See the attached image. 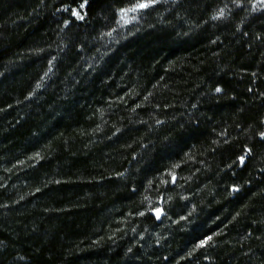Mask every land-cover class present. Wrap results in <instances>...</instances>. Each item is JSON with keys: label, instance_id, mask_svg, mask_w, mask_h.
Instances as JSON below:
<instances>
[{"label": "trees", "instance_id": "16d2710c", "mask_svg": "<svg viewBox=\"0 0 264 264\" xmlns=\"http://www.w3.org/2000/svg\"><path fill=\"white\" fill-rule=\"evenodd\" d=\"M253 1L0 0V264H264Z\"/></svg>", "mask_w": 264, "mask_h": 264}, {"label": "rangeland", "instance_id": "374dc122", "mask_svg": "<svg viewBox=\"0 0 264 264\" xmlns=\"http://www.w3.org/2000/svg\"><path fill=\"white\" fill-rule=\"evenodd\" d=\"M182 1L183 0H159L158 3H155L154 5L146 8V9L140 10V11L135 12V13H129V17H128L129 22L128 23H124L120 19V11H119L117 23L114 26V28L109 32L110 35H109V33L103 34V36L101 38L97 39V41L94 42V48L93 49H96V50L92 51V53L94 55V57H92V59H93V62L95 63V65L97 66L99 64V60H98L99 57H101L107 53L112 52L114 50V48L116 47V45L120 44L121 42L129 39L130 37H132L134 35H137L140 32V30L144 27L149 13L151 11H153L155 8L161 7V10H159L158 15H157L158 19L160 20L161 19L159 17L160 15L166 14L172 7H174L175 5H178ZM254 4L256 5L255 8L253 7ZM131 7H128V8H131ZM249 9L254 14L262 13V12H264V5L258 4L257 0H254L250 4ZM89 61H88V63H89ZM30 159L33 161L32 157H30L29 159L24 161L22 164H24L26 162L28 163L30 161ZM34 159H35V157H34ZM22 164H20V165H22ZM160 202H159V205H162V204H160ZM208 243H209V241H208ZM198 245H199V243H198ZM205 246H206V244L202 247H205ZM202 247H198V248H202Z\"/></svg>", "mask_w": 264, "mask_h": 264}, {"label": "snow or ice", "instance_id": "6c2138e0", "mask_svg": "<svg viewBox=\"0 0 264 264\" xmlns=\"http://www.w3.org/2000/svg\"><path fill=\"white\" fill-rule=\"evenodd\" d=\"M158 2H159V0H136L135 4L131 8L122 9L120 11V19L124 23H128L129 22V20H128L129 13H135V12H138L140 10L146 9V8H148V7L154 5L155 3H158ZM257 3L264 5V0H257ZM255 6L256 5L254 4L253 7L255 8ZM81 7H83V5H81ZM73 14L79 16V13L74 12ZM219 15L220 16L224 15V12L222 9L220 10ZM79 18L82 19L83 17H79ZM109 35H110V33H109ZM219 91H221V89L217 88V92H219ZM239 159H240L241 163H243L244 157L241 156ZM175 179H176L175 175L172 174V182H175ZM234 191H238V189H234ZM161 214H162V209L157 208L155 210V215H156L157 219L160 218ZM209 240H211V236H209L205 240L200 241L199 245H197V246L202 247L205 244H207Z\"/></svg>", "mask_w": 264, "mask_h": 264}, {"label": "clouds", "instance_id": "9594fccd", "mask_svg": "<svg viewBox=\"0 0 264 264\" xmlns=\"http://www.w3.org/2000/svg\"><path fill=\"white\" fill-rule=\"evenodd\" d=\"M234 2L239 5L240 4V0H234Z\"/></svg>", "mask_w": 264, "mask_h": 264}]
</instances>
